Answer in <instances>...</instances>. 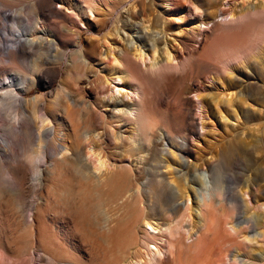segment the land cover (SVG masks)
I'll return each mask as SVG.
<instances>
[{
    "label": "rangeland",
    "instance_id": "rangeland-1",
    "mask_svg": "<svg viewBox=\"0 0 264 264\" xmlns=\"http://www.w3.org/2000/svg\"><path fill=\"white\" fill-rule=\"evenodd\" d=\"M166 1H156L155 6L150 7L148 0H53L44 10L45 18L34 25L28 17L32 0H0V95L12 90L15 99L22 101L27 119L22 131L15 123V131L6 133L3 126L12 121L10 117L0 115V178L8 179L4 172L13 168H21L24 177L20 206L9 184L0 189V252L3 253L0 264H45L44 257L40 256L39 242L42 239L48 245L50 254L65 255L77 264H116L120 261L119 251L133 238L131 217L135 213V216L140 215V210L137 212L131 203L121 205V200L136 188L135 176H148L133 168V177L127 181L125 189H105L95 196L91 187L83 185L72 174L70 166L61 164L59 167L65 173V182L70 181V186L73 184L71 194L67 195L57 193L50 176L44 179V186L37 188V174L26 162L25 155L36 148L47 151L48 159L42 156L38 163L45 170L53 165L52 160L60 159L64 153L59 146L61 136L58 141L50 139L53 125L40 131L34 129L32 120L29 121V118L32 119L33 101L40 99L38 114L50 108L54 110L69 136L66 140L68 144L84 143L81 152L85 154L87 142L84 133L89 131L91 141L107 156V168H112L113 163H119L122 158L132 161L133 153L128 148L131 138L139 139L138 113L133 111L128 117L121 105L114 109V99L108 100L117 82L109 85L104 82L118 66L122 69L121 53H124V60L129 62L140 82V90L119 86L123 89L121 94L127 95L123 98L125 103L142 101L145 104L153 125L150 131L152 141L168 144L171 136L185 139L189 153L184 165L190 168L196 162L197 171L210 177L212 188L197 192L202 211L209 210L219 217L223 210L234 206L232 222L239 230L237 235L223 232L218 239L221 228L196 218L195 200L191 196L190 202L178 203L181 214L185 216L173 219L172 230L162 225L160 232L154 233V243L162 250V256L152 258L150 253L146 254V258H152L149 264H171L166 262L171 257L168 250L181 252L182 259L189 258L193 244L200 237L209 243L208 248L198 254L200 264L220 259L221 251L225 254L224 264H240L233 262L235 257L247 262L244 260L247 254L253 256L264 252V237L251 236L258 230L264 232V221L259 228L243 223L248 216L259 214L255 197L259 196L264 201V63L257 61L258 67H247L245 64L232 67L233 63V69L223 70L224 62L233 60V52H228V49L238 45L244 48L253 43L249 31L262 30L258 38L264 41V21L257 19L250 22L244 29L246 37L244 31L233 36L229 32L222 38L223 41L220 38L218 45L217 42L210 43L211 39L215 40L209 36L213 24L227 21L230 12L240 14L244 9L264 5V0L250 3L248 0H213L215 7L211 9L203 8L199 0ZM133 5L135 9L128 12ZM212 11L215 13L211 17L208 13ZM156 14H161L166 20L163 32L176 58L173 63L179 59L186 61L190 54L196 52L203 56L208 53L210 59L204 56V64L196 65L191 58L194 62L191 70L185 63L181 69L153 73L151 65L159 57L158 52L153 57L154 45L138 40L130 46L114 29L116 24L122 27L128 16H132V24L141 26ZM204 15L206 18L202 21ZM200 22L202 25L196 28V23ZM144 25L149 26L148 23ZM64 27L75 34L65 33ZM47 29L58 31L60 46L68 48L63 50L58 64L52 60L54 47L46 46L41 50L29 47L33 38L34 42H40L36 39L40 36L37 31ZM124 31L131 36L127 27ZM20 35L23 37L19 39V45L17 38ZM220 43L225 47L220 48ZM8 49L15 50V64L8 59ZM79 49L87 52V66L81 70L85 73L77 76L74 70L71 72L68 68L71 66V53ZM138 50L142 51V59L136 54ZM251 53L247 51L245 55L250 56ZM37 64L42 71L29 91L21 94V83L23 80L30 82V75ZM62 83H65L67 94L77 99L80 97L88 107L82 103L77 106L69 103V110L61 111L57 97ZM230 86L233 88L228 89ZM38 135H42V143H39ZM67 155L70 156V153ZM160 157L161 153H158L156 160ZM93 159L91 156L89 162L92 163ZM154 165L155 159L150 158L144 168L151 173ZM162 171H165L164 168ZM8 181L12 183L11 179ZM219 189L224 191L220 198L215 196ZM121 195L123 197L118 199ZM171 198L172 194L168 192L161 197V201L155 197L152 201L158 210L157 205L169 202ZM188 204L190 208L185 210ZM31 210L35 213L32 233L25 224ZM261 211H264V206ZM107 216L111 218L109 232L98 227ZM177 222L181 223V228L176 226ZM160 223L163 224L162 221ZM205 224L208 225L205 227ZM245 234L249 240L255 239L254 245L242 243ZM35 237L38 243H35ZM229 237L235 242L229 243ZM59 238L65 239L61 251L57 246ZM150 245L154 246L153 243ZM140 247L142 252L147 253L144 246Z\"/></svg>",
    "mask_w": 264,
    "mask_h": 264
},
{
    "label": "bare ground",
    "instance_id": "bare-ground-1",
    "mask_svg": "<svg viewBox=\"0 0 264 264\" xmlns=\"http://www.w3.org/2000/svg\"><path fill=\"white\" fill-rule=\"evenodd\" d=\"M53 0H32V5L30 7V14H29V20L34 22V25H37L39 21L43 20L45 18L44 10L46 7L50 5V3ZM156 1H166V0H148V4L150 7H154V2ZM249 3L253 2V0H248ZM263 1V0H258ZM200 5L205 9H211L215 7V3L213 0H199L198 1ZM167 3V1L165 2ZM1 5V3H0ZM166 5V4H165ZM136 6H132V9H129L128 12H132L135 9ZM215 11L209 12L208 14L212 17L214 15ZM8 15V14H7ZM205 17L202 19V21L205 20ZM228 19L227 21H224V23H214L209 36L211 38H214L215 42L211 39L210 43H216L217 45L219 43V40L223 41V37L227 36V34L230 32V34H237L244 31V29H247V25L252 22L256 21L257 19H262L264 21V5L261 4L260 6H254L252 8L244 9L240 14H236L235 12H230L227 15ZM8 18V16H7ZM6 19V18H5ZM132 16H128L123 21V26L119 27L116 24V27L114 29L115 33L117 35H121L124 39H126L128 45L133 46L136 44L138 40L146 41V43L151 42L153 47V57L159 53V57L157 60L151 65L152 71L155 74H160L161 72L168 71V70H177L181 69L182 66L186 65L185 63H188L186 67L191 70V67L194 65V62L191 60L194 59L196 65L204 64V56L208 57L207 59H210L205 51L203 53H206V55H202L200 53H192L189 55V58H187L186 61H182L179 59V61H175L176 63H173V59L176 58L173 56L172 50L170 49V45L167 41V36L164 31V27L166 26V20L161 16V14H156L152 16L151 18H148L144 21V23L140 26L137 23L132 24ZM137 21V20H133ZM149 24V26H145L144 24ZM204 23V22H202ZM26 24V22H25ZM30 23L28 22L27 25ZM200 23H196V28L200 27ZM127 27V30H130L131 36H128L126 32L124 31ZM249 28V27H248ZM254 28V27H253ZM63 31L65 33H68L70 35H74V32H71L70 29H67L64 27ZM150 31V33H147ZM246 31V30H245ZM244 31L245 37L246 33ZM262 33V30H253L249 31V38H253V43L249 46H246L244 48L238 47L235 44V48L232 47V49L226 50V52H233V60L224 62L223 70L225 69H233L232 67L240 66L242 64L258 67L259 64L257 61H261L264 63V41H262L259 37V34ZM37 34L40 36H37V41L40 42L36 43L34 42V38L29 44L30 48L41 50L43 47H54V56L52 57L53 62L60 63L62 60L61 57L63 55V50L67 51L66 48L61 47L58 39H60V34L57 31H54L52 29H47L45 31H37ZM247 35V36H248ZM23 37L22 35L17 38L19 45L20 41L19 39ZM234 37H236L234 35ZM238 37V36H237ZM239 38V37H238ZM237 38V40H238ZM206 39V38H205ZM2 40V39H1ZM7 40V39H6ZM207 40V39H206ZM218 40V41H217ZM220 40V41H221ZM231 41H233V38H230ZM235 40V39H234ZM236 41V40H235ZM232 42V43H235ZM239 41V40H238ZM241 41V40H240ZM239 41V42H240ZM246 41V39L244 40ZM8 42V40L6 41ZM4 42V43H6ZM17 42V41H16ZM14 44V42H12ZM209 43V42H208ZM241 43V42H240ZM245 43V42H243ZM242 43V44H243ZM222 43H220V48ZM239 44V43H237ZM246 44V43H245ZM1 45V44H0ZM3 45V44H2ZM232 45V44H231ZM230 46V45H228ZM217 47V48H219ZM225 47V45H224ZM223 47V48H224ZM227 47V46H226ZM216 48V47H215ZM230 48V47H228ZM234 48V49H233ZM254 48V49H252ZM7 49V48H6ZM10 49V48H9ZM9 54L7 51L8 59L10 58L12 60V63H14L15 57V50H9ZM227 49V48H226ZM161 51V52H160ZM222 51V50H221ZM247 51H251L250 56H246L245 53ZM227 52V53H228ZM92 54V53H89ZM136 54L139 59L143 58V54L141 50L136 51ZM225 54V52H224ZM122 56H120V59L122 60V63L120 64L122 66V69L116 68L114 72L109 73L107 79L104 81L107 85L110 83L117 82L113 87L115 91L111 90L110 92V99H114V109H117L118 106H122V109L124 110V114H126L128 117L132 115V112L135 111L138 113L139 119H140V134H137L139 136V139L131 138L129 150L133 153L132 155V161L127 162L126 158L120 159L119 163H116V161L113 163L112 168H107V156L93 143L90 139V132L86 131L84 133L85 142H87V151L85 154L81 152L82 146L81 145H70L67 143V138L69 137L68 134L65 131L63 122L57 118V113L54 110L48 109L44 110L43 113H39V105L38 101L40 99H34L33 103V111H32V119L29 118V121L32 120V124L34 125L35 130L44 129L46 127H49V125H53L52 132L50 139L53 141H58L59 136H61V143H59V146L64 150V153L62 154V157L60 159H55L53 161V165L51 167L45 168V170H42L39 166V159L40 157H44L48 159L47 151L42 150L41 148L33 149L31 152H28L25 155V160L28 163V165L31 166V169H33V172L37 174V178L35 179L37 182V188L44 186V179L46 176H50L54 180V187L57 193L61 192L63 194L70 195L72 192V185L70 186V181L67 183L65 182V173L64 171L59 167L61 164H67L71 168L72 174L78 178L80 182L86 184L87 186L91 187L94 191V195L98 196L99 193L105 189L107 190H118L120 188L125 189V184L127 181L133 177L132 170L135 168L136 172H142L143 174L147 175V178H144L142 176L136 177V188L133 191H130L129 195L127 194L122 200L121 205H124L125 203H131V206L137 210V212L140 210V215L135 216V214L131 217V223H130V231L133 233V238L126 243L123 250L119 251V254H121L120 261L116 264H149L150 260L154 258L155 256H162V250L157 247V243L155 244V232H160L162 225L169 226V230H172V223L173 219H176L177 217L183 218L185 214H181V208L178 207V203L180 202H190V197L193 196L195 200V213L197 212V217L199 221H203L204 223L210 222V224H215V226H218V228H221V232L218 235V239L221 238L223 235V232H227L229 235L231 233L238 234L239 230L236 229V227L233 225V215L235 207L232 206L229 210H223L222 214L219 215V217L214 216V214L207 210L206 212H203L200 205V199L197 196V192L200 189H211L212 186L210 185V177L204 173V172H198L196 169V162L194 166L187 168L184 165V159H186L187 154L189 153V148L187 144L184 142L183 137H172L169 140L168 144H160L155 141H152L151 138L153 135L150 133L152 130L153 125L151 124L150 115L148 112L147 107L145 104H143L142 101L140 103L133 102L131 104L125 103L124 97L127 95L121 94V90L119 86L127 87L129 89L134 90H140V82L137 77V75L133 72L131 65L128 61L124 60V53H121ZM72 59H71V66L68 68L71 72L73 70L74 73L79 76L82 73L84 74L85 66H87V52L86 50H76L71 53ZM224 57V55H223ZM226 57V56H225ZM9 59V61H11ZM206 59V60H207ZM256 61V62H255ZM234 63V64H233ZM231 64L233 66L231 67ZM195 68V67H194ZM41 68L39 64L35 66V69L33 73H31L29 78V83H25L24 80L21 83L23 86L22 90H20L21 94L27 93L29 89L34 84V80L37 75L41 72ZM251 75H248V77ZM213 78V77H212ZM124 79V80H123ZM26 81V79H25ZM1 85V84H0ZM3 87V86H2ZM7 87V86H6ZM118 87V88H117ZM8 88V87H7ZM224 88V87H223ZM233 88V87H232ZM231 86L228 87V89H232ZM5 89V88H4ZM119 89V90H118ZM3 90V89H2ZM6 90V89H5ZM66 86L65 83H62V88L60 89L57 97L58 105H60V110L63 112H67L69 110V103L73 106L80 105L81 103L88 107V104L84 102L80 97L73 98L70 94H67L65 92ZM12 90H6L3 95H0V115L7 117H10L11 122H7L4 127V131L7 133L15 131L14 124L16 123L19 127V130L22 131L23 127L27 124V119L25 118L24 111H23V103L20 100H16L15 97L12 95ZM118 93L121 96V99L118 97H115V94ZM120 100L118 103L117 100ZM76 101V102H73ZM57 104V103H56ZM55 104V105H56ZM27 111V109H26ZM121 110H119L120 112ZM60 116V115H59ZM28 118V117H27ZM131 119V118H130ZM28 121V122H29ZM9 123V124H8ZM135 123V121H134ZM50 129V128H49ZM49 129L47 130L49 132ZM46 131V133H48ZM62 134V135H61ZM39 137V143H42L41 140L42 135H38ZM67 153H70V156L67 155ZM158 153H161V157L156 160V156H158ZM93 156V162H89V158ZM152 158L155 159L156 165L152 167L153 172H149L146 168H144L146 160ZM50 159H52L50 157ZM129 161V160H128ZM123 162H127L128 164H124ZM132 163H134L132 165ZM164 168L165 171H162ZM5 176H8V179H1L0 178V189L4 186V184H9L11 188L12 194L14 195L17 204L20 206V198L23 191V170L21 168H13L12 170H7L4 172ZM193 176L191 179L190 177ZM9 179H11L12 183H9ZM197 186V187H196ZM199 187V188H198ZM171 193L172 198L169 200V202H161L160 205H157L158 210L155 208L156 204L152 201V198L155 197L157 200L161 201V197L163 198V195L165 193ZM224 194L223 189H219L215 192V196L220 198ZM123 195H121L118 199H121ZM255 202L257 203L258 212L256 216H248L249 218H246V220L243 222L246 225H254L255 227L259 228V224L264 221V211H261L264 206V201L259 197H255ZM189 204L185 205V210L189 209ZM146 209V211H145ZM34 210H31L28 215V220L25 222L30 228L29 231L32 233V228L34 227L35 219H34ZM163 217V218H162ZM162 218V219H161ZM160 221L163 222L160 223ZM198 221V222H199ZM111 223V218L106 217L103 222H100L98 224L99 229L103 231H110L111 228L109 227ZM181 223L177 222L178 228H181ZM208 224H205V227ZM215 226H213L215 228ZM206 229V228H205ZM219 230V229H218ZM251 236H257V237H264V232H261V230H258L256 233L251 234ZM205 237V236H204ZM208 238V237H207ZM206 238V239H207ZM216 238V239H217ZM243 244L248 242L250 246L254 245L255 239H248L246 234L244 235ZM228 242H235L234 239L228 238ZM65 239L59 238L57 240V246L59 251L62 250L61 244L64 243ZM35 243H38L37 238L35 237ZM66 242V241H65ZM40 252L42 255L41 257H44V260L46 261L45 264H77L73 262L72 260L68 259L61 255L53 256L49 252L48 245L45 243V241L42 239L40 242ZM151 243L154 244L153 247H151ZM237 243V242H236ZM211 244V243H210ZM214 244V243H213ZM60 245V246H59ZM209 243L204 240L203 237H200L196 240V242L193 244V249L191 254L189 255V258L182 259L183 256H181V252L173 253L171 250H168L171 255V257L166 261L170 262L171 264H200L199 263V253H203L205 249L208 248ZM212 245V244H211ZM140 246H144L146 249V252H142L140 250ZM65 247V246H64ZM172 247V246H171ZM191 247V246H190ZM173 248V247H172ZM212 248V246L210 247ZM64 249V248H63ZM190 250V249H189ZM227 251V250H226ZM145 253V254H144ZM152 255L153 257L150 259L146 258L147 255ZM3 256V253L0 252V257ZM164 255V254H163ZM205 255V253H204ZM150 257V256H149ZM224 252L221 251L220 259L217 260H209L204 261V264H224ZM42 259V258H41ZM156 259V258H155ZM209 259V257L207 258ZM159 260V259H158ZM244 260H247V262H243V259H238V257H235L233 262L234 263H240V264H264V252H260L258 255H253L251 253L247 254Z\"/></svg>",
    "mask_w": 264,
    "mask_h": 264
}]
</instances>
